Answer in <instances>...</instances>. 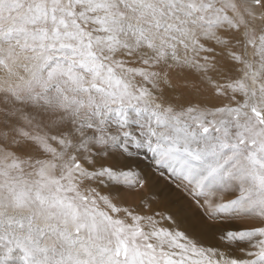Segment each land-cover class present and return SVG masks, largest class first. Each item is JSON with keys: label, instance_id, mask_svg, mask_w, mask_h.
<instances>
[{"label": "snow or ice", "instance_id": "obj_1", "mask_svg": "<svg viewBox=\"0 0 264 264\" xmlns=\"http://www.w3.org/2000/svg\"><path fill=\"white\" fill-rule=\"evenodd\" d=\"M0 264H264V0H0Z\"/></svg>", "mask_w": 264, "mask_h": 264}, {"label": "rangeland", "instance_id": "obj_2", "mask_svg": "<svg viewBox=\"0 0 264 264\" xmlns=\"http://www.w3.org/2000/svg\"><path fill=\"white\" fill-rule=\"evenodd\" d=\"M147 163H149L148 161H144V164H147Z\"/></svg>", "mask_w": 264, "mask_h": 264}]
</instances>
